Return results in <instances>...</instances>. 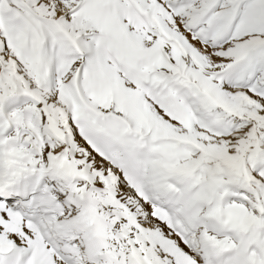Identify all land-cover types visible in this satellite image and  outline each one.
Listing matches in <instances>:
<instances>
[{"label": "snow or ice", "instance_id": "snow-or-ice-1", "mask_svg": "<svg viewBox=\"0 0 264 264\" xmlns=\"http://www.w3.org/2000/svg\"><path fill=\"white\" fill-rule=\"evenodd\" d=\"M0 264H264V0H0Z\"/></svg>", "mask_w": 264, "mask_h": 264}]
</instances>
